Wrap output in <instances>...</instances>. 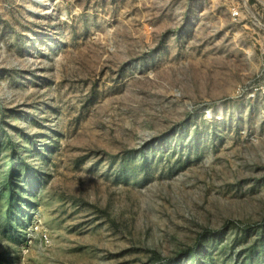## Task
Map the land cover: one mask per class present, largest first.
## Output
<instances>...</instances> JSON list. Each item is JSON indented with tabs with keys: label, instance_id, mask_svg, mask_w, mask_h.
<instances>
[{
	"label": "rangeland",
	"instance_id": "obj_1",
	"mask_svg": "<svg viewBox=\"0 0 264 264\" xmlns=\"http://www.w3.org/2000/svg\"><path fill=\"white\" fill-rule=\"evenodd\" d=\"M262 12L0 0V264H264Z\"/></svg>",
	"mask_w": 264,
	"mask_h": 264
},
{
	"label": "built area",
	"instance_id": "obj_2",
	"mask_svg": "<svg viewBox=\"0 0 264 264\" xmlns=\"http://www.w3.org/2000/svg\"><path fill=\"white\" fill-rule=\"evenodd\" d=\"M258 2L261 5V8L263 9V12L260 14L259 19H260V26L263 28L264 30V0H258ZM235 15L238 14V10H234L233 12Z\"/></svg>",
	"mask_w": 264,
	"mask_h": 264
}]
</instances>
